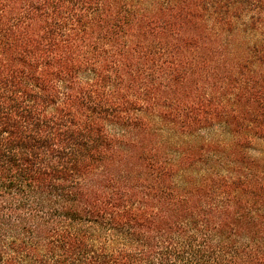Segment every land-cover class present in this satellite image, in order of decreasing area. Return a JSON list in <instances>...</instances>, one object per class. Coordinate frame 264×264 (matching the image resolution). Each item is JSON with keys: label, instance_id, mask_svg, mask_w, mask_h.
<instances>
[{"label": "trees", "instance_id": "1", "mask_svg": "<svg viewBox=\"0 0 264 264\" xmlns=\"http://www.w3.org/2000/svg\"><path fill=\"white\" fill-rule=\"evenodd\" d=\"M264 0H0V264H264Z\"/></svg>", "mask_w": 264, "mask_h": 264}, {"label": "rangeland", "instance_id": "2", "mask_svg": "<svg viewBox=\"0 0 264 264\" xmlns=\"http://www.w3.org/2000/svg\"><path fill=\"white\" fill-rule=\"evenodd\" d=\"M250 149L254 157H259L264 161V141H255Z\"/></svg>", "mask_w": 264, "mask_h": 264}]
</instances>
